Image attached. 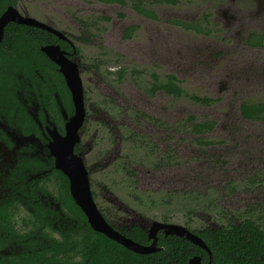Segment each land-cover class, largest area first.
Segmentation results:
<instances>
[{
	"label": "flooded vegetation",
	"instance_id": "flooded-vegetation-1",
	"mask_svg": "<svg viewBox=\"0 0 264 264\" xmlns=\"http://www.w3.org/2000/svg\"><path fill=\"white\" fill-rule=\"evenodd\" d=\"M16 1L0 0L1 14L12 7L19 15L31 17L53 31L13 21L7 22L2 31L0 42L9 23L37 28L51 36L38 44L41 54L49 60L44 66H39L34 55L32 61L6 57L0 61V253L9 257L26 254H37L38 258L68 257L75 263L90 231L105 234L90 226L72 190L80 193L84 201L89 198L95 215L119 236L144 247L155 242L156 250L138 253L141 255L162 249L160 243L170 237L191 242L177 232L186 231L198 237L210 253L191 243L212 257L200 235L203 231L220 226L236 227L247 220L264 231V221L253 216L250 206L241 210L242 216L229 215L215 202L204 209L217 208L223 214L222 221L214 227L196 229L188 218L197 209L189 203V193L193 192L177 191L174 187V170L182 159L175 144H167V134L182 136L201 150L221 140L209 136L215 120L189 113L169 121L164 105L150 101L161 93L171 104L187 101L210 107L219 102V97L190 92L174 73L159 72L155 66L136 67L134 61H122V55L112 50L115 57L112 61L79 63L80 48L71 35L40 14L21 13ZM97 1L115 6L129 4L135 13L149 20L158 18L152 5L177 3V0ZM254 1H263L264 6V0ZM98 19L108 21L109 17L102 15ZM165 22L199 35L211 34L217 25L209 12L193 20L169 18ZM138 29L137 24L128 25L123 38H131ZM108 30L103 32L105 37ZM26 40L28 46L37 48L38 41ZM245 44L264 48V30H250ZM49 46L56 47L65 61L57 64L49 58L45 52ZM82 72L93 75V86L85 83ZM261 104L264 99H246L239 106L240 115L245 120L264 123V112L250 117L244 114L245 107ZM148 192L164 195L163 204L170 206L176 197V204L186 209L183 213L188 218L186 225L174 221L171 213L158 218L148 215V211L136 212L134 202L146 210L155 205L148 199ZM194 256L201 264L200 256ZM38 262L56 264L51 259ZM58 264L65 263L61 260Z\"/></svg>",
	"mask_w": 264,
	"mask_h": 264
},
{
	"label": "rangeland",
	"instance_id": "rangeland-1",
	"mask_svg": "<svg viewBox=\"0 0 264 264\" xmlns=\"http://www.w3.org/2000/svg\"><path fill=\"white\" fill-rule=\"evenodd\" d=\"M262 4L263 1L254 0H177L174 5H152L158 18L149 20L135 13L129 4L115 6L97 0L16 1L21 13L40 14L71 35L80 48L79 63L112 61V50L122 55V61H134L136 67L155 66L159 72L174 73L190 92L220 98L210 107L187 101L171 104L161 93L150 101L164 105L169 121L189 113L215 120L209 136L221 142L202 150L182 136H166L167 144H175L182 159L174 170V187L177 191L193 192L189 193V203L197 209L188 218L196 229L214 227L222 221L223 214L217 208L204 209L214 202L229 215L242 216L241 210L250 206L253 216L264 221V123L245 120L239 112L246 99H264V48L245 44L250 30H264ZM204 12L211 13V20L217 24L209 35L193 34L165 22L169 18L193 20ZM29 15L43 20L41 16ZM102 15L109 20H99ZM130 24L139 25V29L125 40L122 33ZM106 29L109 30L105 37ZM83 77L86 84L94 85L91 73L82 72ZM148 194L155 205L146 210L134 202L136 212L148 211V215L158 218L171 213L174 221L186 225V209L176 204V197L170 206L163 204L164 195Z\"/></svg>",
	"mask_w": 264,
	"mask_h": 264
},
{
	"label": "trees",
	"instance_id": "trees-1",
	"mask_svg": "<svg viewBox=\"0 0 264 264\" xmlns=\"http://www.w3.org/2000/svg\"><path fill=\"white\" fill-rule=\"evenodd\" d=\"M2 9L3 6L0 3V14ZM48 36L51 34L37 28L9 23L4 28V38L0 42V61L4 57L16 61H32L31 55H34L37 57L35 61H38L39 66H44L49 60L41 54L38 46L42 41H46ZM26 39L38 41L37 48L28 46ZM6 44L7 47H4ZM262 112H264V104L244 108V114L248 117ZM0 225H2L1 221ZM200 235L212 253L209 263H207L209 257L203 249L183 238L175 240L170 237L160 243L163 246L162 249L141 255L123 248L103 234L90 231L85 248L75 263H72L68 257L38 258L37 254L9 257L0 253V264H44L38 261L45 262L50 259L56 264L61 260L65 264H188L193 255L200 256L201 264H264V231L259 230L258 226L249 220L236 227L220 226L209 229Z\"/></svg>",
	"mask_w": 264,
	"mask_h": 264
},
{
	"label": "water",
	"instance_id": "water-1",
	"mask_svg": "<svg viewBox=\"0 0 264 264\" xmlns=\"http://www.w3.org/2000/svg\"><path fill=\"white\" fill-rule=\"evenodd\" d=\"M9 21H13L16 23H23V24H27V25H34V26H38L41 28L50 29L49 27L37 22L36 20H34L31 17H23V16L19 15L14 8L8 7L0 15V40L2 37L3 27ZM50 30H52V29H50ZM45 50L44 51L46 52V55L49 58H51L53 61H55L57 64H60L59 63L60 61H65L64 59L61 58V56L59 55V52H57L58 50L56 47L49 46V47H46ZM72 195H73L75 201L80 205V207L82 208L84 213L87 215L88 222L90 223V226L93 229L103 232L109 238L121 243L126 248H128V249H130L136 253H144V252H150V251L156 250V248L154 247L155 242H152V244L150 246L144 247V246H140V245L132 242L131 240H127V239H124L123 237L119 236L117 233L113 232L110 228H108V226H106V224L101 222V220H99V218L95 215V210L92 208L91 204L89 203V201H90L89 198L87 201H84L83 197L81 198L80 193H77L74 190H72ZM177 233L181 234L185 238H188L191 242L198 244L200 247L206 249L209 252V249L207 248V246L198 237L191 235V234L187 233L186 231H183L182 233L181 232H177ZM210 261H211V256L209 254L208 263ZM188 264H199V258L197 256L190 258L188 261Z\"/></svg>",
	"mask_w": 264,
	"mask_h": 264
}]
</instances>
